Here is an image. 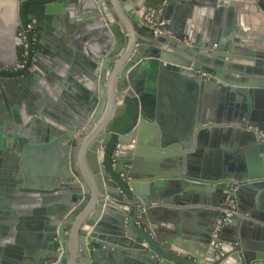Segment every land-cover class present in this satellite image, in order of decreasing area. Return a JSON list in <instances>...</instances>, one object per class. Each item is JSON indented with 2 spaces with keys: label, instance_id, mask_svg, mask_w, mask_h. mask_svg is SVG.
Returning <instances> with one entry per match:
<instances>
[{
  "label": "water",
  "instance_id": "obj_1",
  "mask_svg": "<svg viewBox=\"0 0 264 264\" xmlns=\"http://www.w3.org/2000/svg\"><path fill=\"white\" fill-rule=\"evenodd\" d=\"M203 1L0 0V173L24 184L17 180L22 168L29 183L26 170L40 160L6 163L17 138L2 132L29 126L47 146L41 166L48 195L42 208L34 201L29 218L19 217L23 225L31 220L30 240L14 234L8 221L0 223V264H264V242L247 243L239 228L243 217H254L251 199L256 210L264 197V112L255 109L264 107V42L247 33L245 11L237 13L242 7ZM200 6L208 18L197 23L190 12ZM176 10L185 17L173 18ZM145 14L156 22L169 18L173 35L156 34ZM237 62L254 68H237ZM209 97L243 114L238 141L248 147L230 151L244 153V164L229 163L225 147L209 150L212 163L199 171L185 157L176 171L138 175L148 128L158 129L162 151L188 155L202 147L198 130ZM31 183L36 188V180ZM150 185L177 188L181 201L193 206L203 197L200 205L211 218L199 250L180 244L182 216L191 210L175 213V237L155 226ZM229 200L236 201L238 216L214 236Z\"/></svg>",
  "mask_w": 264,
  "mask_h": 264
},
{
  "label": "crops",
  "instance_id": "obj_2",
  "mask_svg": "<svg viewBox=\"0 0 264 264\" xmlns=\"http://www.w3.org/2000/svg\"><path fill=\"white\" fill-rule=\"evenodd\" d=\"M196 1H198L199 3H204L203 0ZM227 1H232L235 3V5L239 6V8L242 7L241 9H244L243 11L237 10V13L243 14V12L245 11V25L249 27V31L247 33L253 38L263 40L264 42V0ZM207 11L208 10L206 8L200 6L198 10L196 9L195 11L190 12V14L192 13V20L196 19L197 23H199V21H202L206 17L208 18ZM180 14L182 13H179V11L176 10V12H173L172 15L173 18H181ZM185 15H183V17H185ZM239 16L241 15H238V17ZM165 19L170 22L169 18ZM188 19L190 20L191 18ZM209 20H215V16H209ZM242 66L254 68L253 64H244L241 62H237L235 67L242 68ZM7 99H4V104H8ZM255 109L260 111L263 110L264 112V107L262 106L258 107V105H256ZM203 110V114L201 115V123L199 125L200 128L198 130V141L199 143H201V150H196L193 154L188 155L182 154L180 152V154H178L173 153V151H162L158 142V129L155 127L153 129L148 128L147 130H145V134L141 136L142 140L140 142L138 152V175H144L145 177H143V179H149L150 176L147 173L156 168L176 171L180 169V166L186 165L185 157L189 158L188 164L190 165L191 163V166L193 165V167H195L199 171L202 166L207 164L210 165L212 163L208 161V157H212L210 155V151L212 149H223L225 147H228V150L224 149L223 151L226 150L224 154L229 155L226 158L229 163H232L233 159L235 158V162L233 163L238 164L240 162L244 164V153L237 154L236 157V154L230 151L231 149H242L244 148V146L248 147L243 142L238 141V138L241 137L243 132L240 129V121H237V119L240 116L242 117L243 114L240 111H236L235 108H233L231 105L227 106V103L218 104L215 97H209L205 99ZM210 120H213V122H210ZM16 127H14L16 129H8V131L5 130L6 128H3L2 131L4 133L5 139H8V135L11 134L15 135L17 138V140L11 142L10 149L13 152L8 155H10L12 159L10 162L6 161V163L10 165L18 163L21 166V163L25 158V161L28 163L27 160L30 159V157H36L40 160L37 162L39 168H29L26 170V172H28L29 183L28 181L26 183L25 178L21 175V168V171H19L20 177H18L17 180L25 181L24 184L20 183L22 186L20 184H15L14 181L4 180V173H0V223H6L5 221H8L7 223L9 227H13L14 229V234H18L19 231L22 234L21 236L27 237V239L23 238V240H30L33 233L31 228V220H25L26 224L23 225L21 224L22 222L20 223L19 217L25 216L26 218H29L31 216V205H33L34 201H37V205H39V207L41 206L42 208L48 200L47 189L44 187L45 177L43 176L46 167L41 166L42 164H44V160H47V146L41 137L39 138V140L34 139L31 133L33 131L29 126L23 125L21 127ZM22 129L25 130L26 134H23L24 131H22ZM253 130L256 131L257 129L254 128ZM41 131L42 133L45 132L43 127L41 128ZM151 133L153 135H151ZM232 136L237 139V142L233 141ZM232 142L235 144V147L231 144ZM174 149H176V147L171 148V150ZM30 150H32L33 154L30 152ZM134 150L135 149H132V151ZM2 152H4V150H2ZM131 155L132 156H130L129 159L134 160L135 153H131ZM1 156L0 159L5 161L4 156ZM5 172L12 173L13 170H7ZM34 172L41 173V175H34L35 177L32 175L31 177V173L34 174ZM31 179L36 180V183H34L36 184V188L31 183ZM150 187H152V192L154 194L152 196V206L154 207V209L156 208L153 211L157 218L154 221L155 226H157L159 230L167 232L171 236L175 237L176 233L174 232L172 227V224L177 217L175 213L179 212V210H191V213H185L182 216L183 220L181 225L179 226L182 230V239L180 244L182 247L188 250H190L191 246H194L197 250H199V247L202 245V240H199L202 239L200 238L201 232L202 230L206 229V223H208L209 218H211L206 214L209 213L208 209H204V206L200 205L202 203L203 197H200L199 205H197V203L193 206L189 201H181V192L177 188L175 189L165 187L156 189L153 185H150ZM157 191H159V194L156 193ZM17 198L18 200H22V202L20 201L19 205H17V209H15L14 205H16L15 200ZM190 204L192 205V207L190 206ZM22 206H24V208ZM196 209L204 210L203 212H201V214H192V212H195ZM250 210H253L254 217L250 219L246 216L245 218L243 217L239 222V228L242 232L243 239L246 240V242L249 244L253 241L264 242V197L258 203V207L256 210L251 199ZM218 250H220V248ZM218 258H220V255ZM10 260L14 261L13 259Z\"/></svg>",
  "mask_w": 264,
  "mask_h": 264
},
{
  "label": "built area",
  "instance_id": "obj_3",
  "mask_svg": "<svg viewBox=\"0 0 264 264\" xmlns=\"http://www.w3.org/2000/svg\"><path fill=\"white\" fill-rule=\"evenodd\" d=\"M159 14L162 16L161 11L159 12ZM143 20H144L145 25L148 26L149 28L153 29L156 34H167L170 36L173 35V33L167 29L169 22L164 17H161L160 21L156 22L153 19L152 15L146 14L143 17ZM29 27L31 28L32 24H30ZM186 41H187V39H185V42ZM25 67H26V62L21 63L15 68V71L23 70ZM28 71L33 72L34 71L33 66H30L28 68ZM120 152H121V146L117 145L116 150H115L114 155H113L114 156V163L116 162V159L119 157ZM223 212H224V215L217 218L216 230H215L214 236H216L217 232L220 229H222L224 224L232 222L238 216V205H237L236 201L235 200H229L226 203V208L223 210Z\"/></svg>",
  "mask_w": 264,
  "mask_h": 264
},
{
  "label": "flooded vegetation",
  "instance_id": "obj_4",
  "mask_svg": "<svg viewBox=\"0 0 264 264\" xmlns=\"http://www.w3.org/2000/svg\"><path fill=\"white\" fill-rule=\"evenodd\" d=\"M30 24H32V27H31V33H32V39H33V49L35 50V42L38 38V34L37 32L35 31V27H36V21L35 20H32L30 21ZM33 50V51H34ZM35 61H36V58H33ZM32 66V65H31Z\"/></svg>",
  "mask_w": 264,
  "mask_h": 264
}]
</instances>
